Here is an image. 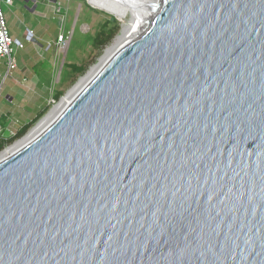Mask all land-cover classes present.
I'll return each mask as SVG.
<instances>
[{
	"label": "water",
	"instance_id": "95a60500",
	"mask_svg": "<svg viewBox=\"0 0 264 264\" xmlns=\"http://www.w3.org/2000/svg\"><path fill=\"white\" fill-rule=\"evenodd\" d=\"M97 1L146 15L0 151V264H264V0Z\"/></svg>",
	"mask_w": 264,
	"mask_h": 264
},
{
	"label": "rangeland",
	"instance_id": "374dc122",
	"mask_svg": "<svg viewBox=\"0 0 264 264\" xmlns=\"http://www.w3.org/2000/svg\"><path fill=\"white\" fill-rule=\"evenodd\" d=\"M0 4L2 5L10 33L22 40L25 45L24 49L20 50L18 54H35L36 59L50 63L44 62V64H47V72L45 73L52 78V87L49 86L41 92L42 98H45V101L49 100V104H46V110H44L42 116L53 105L59 103V99L66 95L90 68L97 63L104 50L113 43L114 38L119 34L122 25L121 20L110 23V16L106 15L102 10L91 7L85 0H56L55 3L48 0V2L36 3L33 11L26 6L27 2L22 0H13V4L7 6H3L1 1ZM26 27L30 28L34 33L32 42L23 38ZM102 27L106 30L104 35L106 41L101 46H94L93 40L102 30ZM60 30L70 37L67 49L60 50L54 46L53 41L60 33ZM48 43L51 44L50 49L44 50ZM41 49L43 50V55L39 54L42 51ZM72 65L82 66L83 69L73 72L71 71ZM5 73L3 58H0V83ZM5 80L6 84L11 81V77H7ZM56 93H60V96L58 99L53 98V102L50 100V95ZM7 111L6 103L1 101L0 117L5 115ZM35 123L29 127L28 131ZM21 137L13 140L6 147L12 145Z\"/></svg>",
	"mask_w": 264,
	"mask_h": 264
},
{
	"label": "crops",
	"instance_id": "0c3cea01",
	"mask_svg": "<svg viewBox=\"0 0 264 264\" xmlns=\"http://www.w3.org/2000/svg\"><path fill=\"white\" fill-rule=\"evenodd\" d=\"M22 1L27 2L26 6L29 9H31V11L35 9L34 5L36 3L48 2V0H22ZM49 1L52 3L56 2V1L53 2L51 0ZM12 4H13V0H11L10 5ZM3 6H7V5L3 3ZM27 29L31 30L30 28L26 27L23 33V38L25 37ZM60 33H63L62 30H60ZM11 36L13 38L18 39V37L12 34ZM33 40H34V33H33ZM55 40L53 41L54 46H56ZM24 47L25 45H23L22 49L15 51L17 67L15 70H13L8 74H6L7 68H6L5 60L3 59L6 73L4 75L2 82L0 83V89L2 92V95L0 96V102L3 101L4 103H6L8 107V111L7 113H5V115H1L0 120L3 119V117L5 118L3 119L2 122H0V126L5 130V132H8L9 134H14L21 125L29 122L37 112H39L42 108L46 107L49 104V100L45 101L46 99L42 98L41 92L45 88L47 89L49 86L52 87L51 86L52 78L50 75H47L45 73L47 72L46 65L50 63H47L45 60L36 59V57L34 56L35 54H23V53H21V55L18 54V52L20 50H23ZM50 47L48 49L45 48L44 50H49ZM56 48L58 47L56 46ZM39 54L43 55L44 54L43 50ZM44 62H46L47 64L46 63L44 64ZM7 77H11V81L5 84L6 81L5 79ZM54 95L55 94L50 95L51 96L50 100L54 98Z\"/></svg>",
	"mask_w": 264,
	"mask_h": 264
},
{
	"label": "built area",
	"instance_id": "2783aa9c",
	"mask_svg": "<svg viewBox=\"0 0 264 264\" xmlns=\"http://www.w3.org/2000/svg\"><path fill=\"white\" fill-rule=\"evenodd\" d=\"M5 5L11 4V0H0ZM24 39L26 41H33V33L31 30H26V34ZM70 37L68 35H65L64 33H59L56 37L55 44L58 47V49H67L69 44ZM23 41L17 38H13L9 32V29L7 27V23L4 17V13L2 10V7L0 5V58L5 59V64L7 68V73L12 72L16 69L17 63L15 58V51L23 48ZM51 46L50 43L46 46V49H48ZM2 95L1 89H0V96ZM54 102V99H51ZM54 106V105H53ZM4 129L0 126V135L4 133ZM8 133V132H7ZM8 135H11L8 133Z\"/></svg>",
	"mask_w": 264,
	"mask_h": 264
},
{
	"label": "bare ground",
	"instance_id": "6f19581e",
	"mask_svg": "<svg viewBox=\"0 0 264 264\" xmlns=\"http://www.w3.org/2000/svg\"><path fill=\"white\" fill-rule=\"evenodd\" d=\"M89 2L93 6L104 8V9L116 14V16L122 21L123 31L127 29V31H130V32L133 33L140 26V22H141V20L139 19L140 16L146 15L144 13L145 9L143 7H138V8H135V9L134 8L129 9V8H124V7H117V6H112V5H108V4H103V3H101V2H99L97 0H89ZM139 10H141V11H139ZM142 10H144V11H142ZM119 43H121V41H116L114 43L113 47H116V45L119 44ZM110 52H111V48L108 49L106 55H108ZM71 93L72 92H69V95ZM65 101L66 100L63 99L61 102H59L56 105H54L53 110H52L50 115L52 116L53 114H55L60 109L61 105ZM0 157H1V155H0Z\"/></svg>",
	"mask_w": 264,
	"mask_h": 264
},
{
	"label": "trees",
	"instance_id": "16d2710c",
	"mask_svg": "<svg viewBox=\"0 0 264 264\" xmlns=\"http://www.w3.org/2000/svg\"><path fill=\"white\" fill-rule=\"evenodd\" d=\"M104 12V11H102ZM106 15L110 16V14L104 12ZM116 20H114L113 22H115ZM109 22L111 23L112 21L109 20ZM105 28L102 27V30L96 35V37L93 40V45L94 46H101L104 44V42L106 41V38H104L105 35ZM82 66H78V65H72L71 67V71L73 72H77L82 70ZM60 96V93H56L54 95L55 99H58ZM44 110H46V107L42 108L39 112H37L34 117L27 123L21 125L14 134L8 135L7 132L4 131V133L2 135H0V151L6 147V145H8L10 142H12L13 140L23 136L29 129L30 126H32L44 113Z\"/></svg>",
	"mask_w": 264,
	"mask_h": 264
}]
</instances>
